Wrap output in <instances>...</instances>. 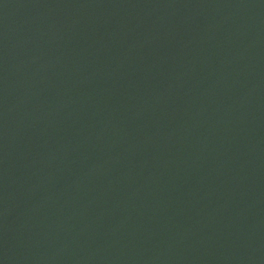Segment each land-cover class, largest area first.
Wrapping results in <instances>:
<instances>
[{"label": "water", "instance_id": "1", "mask_svg": "<svg viewBox=\"0 0 264 264\" xmlns=\"http://www.w3.org/2000/svg\"><path fill=\"white\" fill-rule=\"evenodd\" d=\"M0 264H264V0H0Z\"/></svg>", "mask_w": 264, "mask_h": 264}]
</instances>
